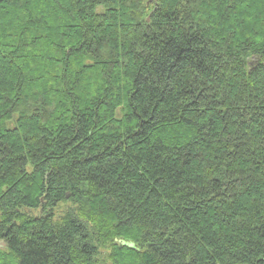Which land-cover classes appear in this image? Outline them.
Listing matches in <instances>:
<instances>
[{"label": "trees", "instance_id": "obj_1", "mask_svg": "<svg viewBox=\"0 0 264 264\" xmlns=\"http://www.w3.org/2000/svg\"><path fill=\"white\" fill-rule=\"evenodd\" d=\"M0 242L264 264V0H0Z\"/></svg>", "mask_w": 264, "mask_h": 264}, {"label": "rangeland", "instance_id": "obj_2", "mask_svg": "<svg viewBox=\"0 0 264 264\" xmlns=\"http://www.w3.org/2000/svg\"><path fill=\"white\" fill-rule=\"evenodd\" d=\"M256 58H252L251 61L254 62ZM3 247H6L2 242H0V249H3Z\"/></svg>", "mask_w": 264, "mask_h": 264}]
</instances>
